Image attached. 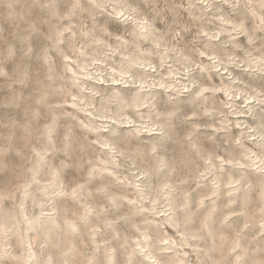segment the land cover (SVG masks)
<instances>
[{"label":"rangeland","instance_id":"rangeland-1","mask_svg":"<svg viewBox=\"0 0 264 264\" xmlns=\"http://www.w3.org/2000/svg\"><path fill=\"white\" fill-rule=\"evenodd\" d=\"M0 264H264V0H0Z\"/></svg>","mask_w":264,"mask_h":264},{"label":"bare ground","instance_id":"bare-ground-1","mask_svg":"<svg viewBox=\"0 0 264 264\" xmlns=\"http://www.w3.org/2000/svg\"><path fill=\"white\" fill-rule=\"evenodd\" d=\"M5 231V230H4Z\"/></svg>","mask_w":264,"mask_h":264}]
</instances>
